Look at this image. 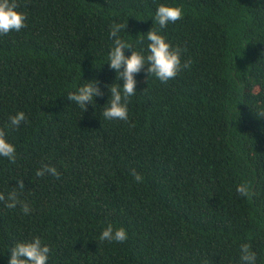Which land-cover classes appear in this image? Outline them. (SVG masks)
<instances>
[{"label":"trees","instance_id":"trees-1","mask_svg":"<svg viewBox=\"0 0 264 264\" xmlns=\"http://www.w3.org/2000/svg\"><path fill=\"white\" fill-rule=\"evenodd\" d=\"M16 2L27 26L0 35V128L17 151L0 157V193L23 180L31 211L0 201V264L37 236L48 264H240L243 243L264 264V0ZM162 4L183 9L163 30ZM114 22L126 56L149 54L153 28L191 61L167 83L146 65L127 122L101 115L106 86L124 83L108 65ZM92 80L104 95L85 111L67 97ZM44 165L59 178L36 176ZM108 224L126 242L100 241Z\"/></svg>","mask_w":264,"mask_h":264},{"label":"clouds","instance_id":"clouds-1","mask_svg":"<svg viewBox=\"0 0 264 264\" xmlns=\"http://www.w3.org/2000/svg\"><path fill=\"white\" fill-rule=\"evenodd\" d=\"M18 8L19 5L16 0H0V35H7L12 31L19 32L27 26V17L23 12L18 11ZM182 18L183 9L181 7L162 4L157 7L154 22L163 30L170 23L174 24ZM127 27L128 24L125 26L114 22L110 28V38L113 39L114 43L108 55V65L117 72V79L124 83L122 87L120 84L106 86L111 93V98L101 114L106 120L128 121V99L136 94L137 80L135 77L145 69L146 65L147 75L154 76L162 83L175 79L182 70L191 66V61L182 62V49L173 48L166 38L158 34L153 28L146 35H143L149 41V54L145 56L142 52L133 50L130 57L126 56L124 50H132V45L121 39L119 33ZM103 95L100 82L92 80L81 86L76 93H70L67 98L87 111V106L93 105L96 98ZM26 121V114L21 111L9 117V123L6 127L18 129ZM16 151V147L7 140L5 129L0 128V157L15 163ZM35 174L38 177L51 174L57 178L60 175L55 167L49 165L42 166ZM131 175L136 182H143L142 175L135 169L131 171ZM24 188L23 180H18L17 187L13 188L7 197L0 193V201H7L6 207L10 209L20 205L23 213L27 215L31 209L26 202L19 199ZM236 191L241 197L250 198L254 194L247 183L238 185ZM127 238L126 229L123 227L115 228L112 224H108L102 231L99 240L109 243H124ZM51 251L50 246L44 244L41 238L37 236L31 241L17 243L11 249L9 264H48ZM240 264H257V253L249 243L240 245Z\"/></svg>","mask_w":264,"mask_h":264}]
</instances>
